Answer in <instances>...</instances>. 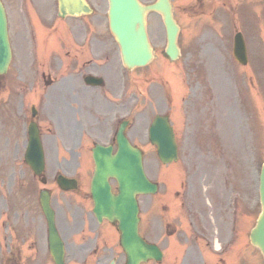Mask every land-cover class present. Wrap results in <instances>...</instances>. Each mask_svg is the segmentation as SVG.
I'll use <instances>...</instances> for the list:
<instances>
[{"label": "flooded vegetation", "instance_id": "af4514ba", "mask_svg": "<svg viewBox=\"0 0 264 264\" xmlns=\"http://www.w3.org/2000/svg\"><path fill=\"white\" fill-rule=\"evenodd\" d=\"M18 1L20 23L24 32L27 33V26L31 30L34 45L31 56L29 51L25 52L15 79L4 78L0 88L5 93L3 98L0 97V108L6 116L4 125L10 132L6 140V159L26 164L29 129L35 124L45 149L47 146L61 149L68 155L66 164H78L76 172L68 175L78 184L70 191L60 189L56 178L50 180L45 174L35 175L39 181L46 179L52 197L56 188L64 194L63 206L55 207V210L59 218L58 229L66 242V256H126L117 223L106 219L99 221L93 211L90 188L95 167L93 148L103 144L112 145L116 150L122 124L132 145L142 149L157 148L149 138L150 126L156 116L168 118L179 150L217 149L215 136L231 142L228 131L218 124L217 118L214 128L197 130L201 124L200 116L206 111H214V108L210 109L212 106L218 108V67L211 64L208 68L203 61L194 66L191 61L184 60L173 67L172 72L169 66L161 62L153 65L152 62L144 67L126 69L124 78L117 50L110 44L104 27L95 28V24L83 17L70 18L62 24L57 6L53 11L57 0ZM153 38L157 46V41L164 40L160 33ZM193 52L201 57L200 44L193 45L185 59H191ZM15 128L16 135L11 134ZM49 159L56 163L49 161L48 165L60 162L58 158ZM78 170L84 173H77ZM170 170L165 177V218L159 221L149 216L150 232L157 233L156 225L161 222L164 236L175 242L165 246V253L180 243L187 230L195 245L202 239V233L203 238L208 236V231L203 230L201 208L189 200L198 192L193 178L197 170L201 171L202 180H208L207 189L215 201L219 200L218 190L214 188L218 171H212L203 161L183 156L173 175ZM111 184L115 189L116 182L112 180ZM225 184H228V176ZM227 188L233 187L228 185ZM172 197L183 199L175 204L171 203ZM229 199L231 196L217 207L220 206L222 219L226 212L225 228L228 233H233L235 226L229 222L233 199ZM149 207L156 209L153 203ZM2 219L0 256H6V264H22V256L37 259L52 256L48 224L40 208L32 205L16 207L5 202ZM225 228L223 226V231Z\"/></svg>", "mask_w": 264, "mask_h": 264}, {"label": "rangeland", "instance_id": "374dc122", "mask_svg": "<svg viewBox=\"0 0 264 264\" xmlns=\"http://www.w3.org/2000/svg\"><path fill=\"white\" fill-rule=\"evenodd\" d=\"M7 1L13 2L14 0ZM92 1L96 17L91 19L105 22L108 10L107 0ZM142 1L144 3H151L154 0ZM175 3L176 13L180 22L184 24V35H186L187 39L190 42L192 40L193 45L196 39H199L200 41L197 44H200L203 58L208 64L211 62L212 65L217 67H220L222 63L226 64L230 72L226 78L218 82L217 96L219 98V109L212 106L210 109L214 108V111L204 112L200 116L201 124L197 130L214 128V120L217 118L218 124H224L225 128H227V125H230L233 131V135L229 134L231 142L222 141L215 136L213 140L218 143L217 149H208L206 147H203V149H184L183 156L191 158L194 161H203L209 169L211 167L212 171H218L217 178H214V188L218 191L224 187V178L228 176L227 185L230 188L233 187L232 199L239 201V209L237 211L240 212V216H238V222L242 220L244 226L241 241L239 242L238 239L232 241L230 235L226 237V232L223 235V226L225 228L228 218L226 212L223 219L220 217V206L217 207V205L221 204V197L219 196V200L214 201L213 204L212 200H210V205L204 202V197L201 200L198 198L196 205L202 210L203 230L208 231V236L203 238L202 233V239H198L199 245H195L187 230L185 237L184 235L181 236V241H186L185 247L188 250L179 256H168L166 261L156 264H264L262 253L249 242V237L246 234L248 228L253 227L261 211L258 187L259 173L261 165L264 162V61L261 59L262 55L264 56V1L261 0L259 2L257 0L255 2V13L250 16L252 25L247 20L248 15L244 13L243 8L240 6V4H244V0H206L203 4L199 0H175ZM190 4H193V11L189 13ZM13 14L16 16L14 11ZM149 21L153 34H159L163 29L159 23L160 17L157 14H153L150 16ZM106 22L108 30L107 17ZM236 30L247 31V37L250 35V63L246 67H240L232 59V39ZM252 31L256 34V37L251 36ZM11 39L16 55L12 71L8 77L11 76V78L15 79L17 69L20 68L21 56L18 49L23 43V37L18 32L15 33L14 28ZM187 39L184 44L185 50L188 44ZM157 42L160 47L163 46V41ZM217 48H219V51H217ZM186 52L188 53V51ZM216 53L219 55L217 59ZM222 53L226 55V61L222 58ZM2 81L0 78V86ZM3 94L5 96L2 90L0 93L1 98H3ZM223 94L224 98L227 97L229 101L222 98ZM1 110H3L2 107ZM13 123L14 121L11 117V124ZM0 133L3 136L6 134L2 124V115H0ZM3 140L4 137L2 141L0 140V146ZM152 150L146 149L145 168L151 178L162 182L160 163L157 160L156 152ZM153 157L156 158L153 159ZM64 158H67V155H64ZM76 165L78 166V164ZM246 165L250 169V180L247 181L248 184H243L245 179L239 173L245 174L247 170ZM21 171V165H15L14 161L10 162L9 160H4V157H0L1 205L4 203L3 199L8 200V195H11L9 203L15 206H22L24 201H26V205H38L37 196L42 185L33 178L32 172L28 168L26 169L27 174L25 176H21ZM15 173V177L18 178L16 180L12 177ZM201 177V171L199 170L193 175L198 187L196 197L201 196L202 192L204 193L202 184L208 187V180H202ZM9 188H13V192H8L7 189ZM247 188L248 191L245 192ZM163 191L161 183V191L158 197H163ZM209 192L210 190L207 191V193ZM229 193V190H227L224 195L228 196ZM232 199H229V201ZM150 200L151 197L149 196L140 197L143 220L142 233L147 239L164 246L166 240L164 234L161 233L164 232L161 222H158L156 225L157 233L150 232L149 216L153 217V211L149 207ZM189 200H191L190 197ZM194 200L195 197L192 199L193 204L196 203ZM54 203L57 206H63L62 196L58 192H55ZM62 214L64 218L65 215L63 212ZM158 214L161 218L165 217V213L163 212H158ZM186 223L188 229V219ZM247 226L248 228L246 229ZM217 227L219 230L222 227L221 240L225 239V243H223L225 253L222 254L224 262H222L220 256H212V253L217 248V243L214 240L218 232ZM207 253L210 256H207ZM22 257V264H53L49 256H40L39 259L34 256ZM99 257H101V260ZM112 257L117 259V264H125V256H66V259L70 264H107ZM5 262L4 256H0V264H5Z\"/></svg>", "mask_w": 264, "mask_h": 264}, {"label": "water", "instance_id": "95a60500", "mask_svg": "<svg viewBox=\"0 0 264 264\" xmlns=\"http://www.w3.org/2000/svg\"><path fill=\"white\" fill-rule=\"evenodd\" d=\"M62 15L89 13L92 11L85 0H59ZM110 27L122 48L124 61L129 66L146 63L151 57V48L145 29V13L157 10L164 16L169 33L170 46L175 48V37L178 27L173 19L169 0H158L155 4L143 7L138 0H109ZM12 57L8 36V25L4 7L0 1V74L7 71ZM158 130L157 133H155ZM152 138L158 141L159 156L163 161L175 159L176 148L172 145L168 129L162 122L152 129ZM32 142L27 152V160L35 172L41 173L44 167V153L36 132L32 133ZM116 155L111 150L99 147L95 150L96 171L93 180L95 211L99 217L118 220L122 231V244L128 254L127 264H140L150 258L160 260L162 253L155 245L147 244L138 232V202L136 195L156 190L146 177L143 169L141 151L120 141ZM168 145V146H167ZM116 177L120 192H111L108 178ZM62 180H60L61 182ZM261 202L263 211L251 234L252 243L264 254V166L261 174ZM43 210L50 227L51 250L56 264H66L64 243L56 229L55 214L50 206L49 194L44 191L41 196ZM111 264H114L112 262Z\"/></svg>", "mask_w": 264, "mask_h": 264}]
</instances>
